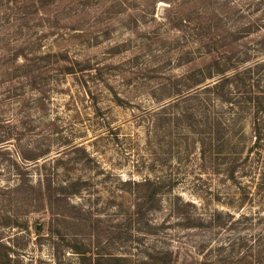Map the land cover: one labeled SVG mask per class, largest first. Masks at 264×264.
Returning <instances> with one entry per match:
<instances>
[{
	"label": "rangeland",
	"instance_id": "374dc122",
	"mask_svg": "<svg viewBox=\"0 0 264 264\" xmlns=\"http://www.w3.org/2000/svg\"><path fill=\"white\" fill-rule=\"evenodd\" d=\"M0 264H264V0H0Z\"/></svg>",
	"mask_w": 264,
	"mask_h": 264
},
{
	"label": "water",
	"instance_id": "95a60500",
	"mask_svg": "<svg viewBox=\"0 0 264 264\" xmlns=\"http://www.w3.org/2000/svg\"><path fill=\"white\" fill-rule=\"evenodd\" d=\"M39 227H40V225L38 224L37 228H39Z\"/></svg>",
	"mask_w": 264,
	"mask_h": 264
}]
</instances>
